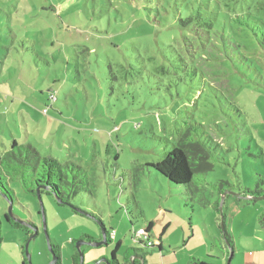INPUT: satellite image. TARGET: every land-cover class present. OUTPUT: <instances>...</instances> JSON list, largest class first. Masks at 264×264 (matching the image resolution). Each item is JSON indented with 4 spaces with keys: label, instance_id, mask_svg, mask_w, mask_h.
<instances>
[{
    "label": "rangeland",
    "instance_id": "374dc122",
    "mask_svg": "<svg viewBox=\"0 0 264 264\" xmlns=\"http://www.w3.org/2000/svg\"><path fill=\"white\" fill-rule=\"evenodd\" d=\"M226 13L260 15L261 43L241 37L238 45L225 38L230 43L211 51L201 31L204 21L221 27L229 22ZM190 16L198 35L188 26L179 29V19ZM261 45L264 0H0V152L11 140L30 143L41 155L72 160L93 173L91 192H80L70 205L40 195L46 231L38 196L24 193L18 183L7 185L14 192L13 216L37 229L28 262L51 261V243L58 246L60 264H71L74 240L100 237L95 216L109 233L117 231L101 246L106 257L121 239L118 264L126 248L141 246L136 229L148 221L161 226L165 216L172 223L163 248L171 252L190 236L178 219L191 215V253L199 262L227 264L223 221L232 240L229 264H264V198H238L257 183L264 188ZM185 121L200 125L198 134L211 147L213 169L205 178L211 200L217 198L212 183L230 184L223 217L211 206L190 207L183 188L153 172L135 189L129 185L127 170L159 160ZM9 205L0 194V264H21L30 234L6 221ZM206 234L218 238L211 254ZM151 237L156 241L154 231ZM82 248L83 264H94L87 260L90 247ZM153 259L150 264H157ZM176 261L165 257L166 264Z\"/></svg>",
    "mask_w": 264,
    "mask_h": 264
},
{
    "label": "trees",
    "instance_id": "16d2710c",
    "mask_svg": "<svg viewBox=\"0 0 264 264\" xmlns=\"http://www.w3.org/2000/svg\"><path fill=\"white\" fill-rule=\"evenodd\" d=\"M256 7L260 8V5L256 4ZM226 15L229 18V22L225 20V23L221 25V27L216 26L211 20L204 21V28L201 29V31H204L206 34L205 37L207 39L205 45L209 47L211 51L219 45L225 46L227 43H230L226 42L227 39L225 38L234 41V43L238 45L240 44V39L243 37H253L259 42L257 27H259L258 21L260 15L255 16L250 13H248V15L243 13H226ZM191 21V16L179 19V29L183 32L185 31L183 28L188 26L191 32L197 35L200 34L197 29L191 28ZM253 24H256V28ZM233 25L235 28H233ZM8 29L11 31L10 28ZM261 47L264 48L263 45H261ZM211 51H209L210 55ZM211 57H213V55H211ZM194 63L199 67V61ZM189 73L190 75H193V73L196 74L195 68L194 70L191 69ZM202 73L203 72H201V74ZM205 73L206 72L203 74L206 75L207 73ZM192 123L193 122H184V128L181 130L178 129L176 138L171 142L172 146L164 152L159 160L136 164L132 166L131 169L127 170L130 176L129 185L135 189L138 187L143 175L153 172L166 179L172 186L183 188L182 193L186 197L184 201L190 207L192 205L194 206V204L202 207L211 206L216 213L221 214L223 217L219 208L220 199L223 194L227 193L225 190L230 187V184L224 180L212 183L211 186L216 192L217 198L214 201L211 200V195L205 190L206 175L213 169V164L211 162V147L206 140L198 134V126L200 127V125ZM92 176V172L86 171L80 164L72 160L59 161L50 154L41 155L30 143H17L15 140H11L10 147L0 152V194L4 196L11 206L14 201V192L7 186L10 183H18L24 193L33 195H41L42 193L51 194L55 197L57 204L70 205L71 200L80 192H91L90 188L93 186ZM241 194H245L248 197H242ZM131 195L133 197V191ZM238 198L252 201L263 199L264 188L260 186V183H257L254 189L247 188L244 192H240ZM75 209L80 210L77 207H75ZM38 211L41 213L40 206ZM4 217L12 227L23 229L26 233L30 234L28 239L31 237L33 228H35L31 221L20 220L10 212L5 213ZM95 219L101 227L100 237L94 238L84 234L77 240H74V243L76 241H84V244L89 245V243L99 242L102 239V233L105 235L106 240L104 245L111 242L109 232L105 229L100 218L95 216ZM221 223L219 228L225 239L226 257H228L230 254L228 249H232V240L224 228L223 221H221ZM261 225L264 227V221L262 220ZM151 226V221L147 222L145 225V229L148 233L150 232ZM138 241L141 244L140 247H129L122 253L121 264H144V249L154 247V244L147 246L144 241ZM48 245L53 254L52 259H54V262L51 264H60L58 246L51 243ZM118 247L119 243H116L109 257L104 256L97 261H103L105 264H118L119 261L116 258ZM80 248L81 251H83L82 247ZM24 252L25 250L23 248V254ZM49 262L47 264H49ZM21 264H30L25 254L23 255ZM71 264H80V255L76 249H74L71 255ZM197 264L204 263L197 261Z\"/></svg>",
    "mask_w": 264,
    "mask_h": 264
},
{
    "label": "crops",
    "instance_id": "0c3cea01",
    "mask_svg": "<svg viewBox=\"0 0 264 264\" xmlns=\"http://www.w3.org/2000/svg\"><path fill=\"white\" fill-rule=\"evenodd\" d=\"M23 10H25V9H23ZM185 217L186 218L178 219V223H180L179 224V228L181 230H183V231L185 229V233L188 231L190 236L187 237V238L183 237L182 238L183 240H182L181 244L180 245H175L173 251H171V252L165 251V249L163 248L164 247L163 246V238H164L165 231L170 227V224L172 222L166 216H165L164 224L161 225V226H156L151 221L152 222V226H151V229H150V232H149L150 237H151V234L154 231V233L157 235V238L155 239L156 241L153 240L154 247H148V248L144 249V251H145V253H144V264L152 263L153 262L152 258H155L153 260L157 261L158 262L157 264H166L165 257L167 255H171V256L173 255V256L177 257V261H176L175 264H197V261H199V259H200L199 256L197 254H195L194 252H193L194 254L191 253V249L195 248L193 241H191V239H192L191 237H192L193 233L195 232V230L192 229V227H191L192 224H193L192 221H191V215H190L189 218H187V216H185ZM146 223H145V225H146ZM143 227H145V226H143ZM112 231H113V235H111ZM111 232L109 233V236L111 237V240H112L114 237H116L117 231L112 228ZM205 237L207 238V243H208V240L210 241V243L208 244L210 246V250L207 252V254H211L212 251H213V249H212L213 248V244L218 240V238L216 236H213V237L209 236L208 234H206ZM117 243H119V245H120L121 239L118 240ZM83 245H87V244H83ZM87 246L90 247L88 249V252H87V255L89 257L87 260L89 262L94 263V264H100V262L105 264L103 261H97V260L101 259V257L105 256V254H104L105 252L101 251V250H103L101 248H104L105 246L104 247H101V246L92 247V246H89V245H87ZM81 247H82V245H81ZM82 250L85 253V250L83 248H82ZM178 250L179 251L182 250V252H183L179 256H177L178 255V253H177ZM122 253H121L120 257H122ZM149 255H152V257H150ZM147 256H149V257L147 258ZM84 258L85 257L83 256V259ZM116 258H117V256H116Z\"/></svg>",
    "mask_w": 264,
    "mask_h": 264
},
{
    "label": "water",
    "instance_id": "95a60500",
    "mask_svg": "<svg viewBox=\"0 0 264 264\" xmlns=\"http://www.w3.org/2000/svg\"><path fill=\"white\" fill-rule=\"evenodd\" d=\"M38 195V200L40 202V212L42 214V224H43V228L44 230L46 231V223H45V218H44V211H43V205H42V202H41V197L39 194ZM225 194H223L221 196V199H220V210H221V207H222V203H223V198H224ZM11 205H9V212L11 213ZM263 221H264V216H263ZM222 225V223H221ZM37 234V229L36 228H33V233L31 235V237L26 241L25 245H24V254L25 256L28 258V261L30 262V258H29V253H28V244H29V241L32 237H34L35 235ZM85 242L84 241H76L75 242V249L79 252V255H80V264H83V252L81 251V245H83ZM106 243V240H105V235L102 233V239L101 241L99 242H96V243H89V245H91L92 247H97V246H100V245H104ZM229 256L227 258V264H229V261H230V258L232 256V249H229ZM54 262V259H52L49 264L53 263Z\"/></svg>",
    "mask_w": 264,
    "mask_h": 264
},
{
    "label": "built area",
    "instance_id": "2783aa9c",
    "mask_svg": "<svg viewBox=\"0 0 264 264\" xmlns=\"http://www.w3.org/2000/svg\"><path fill=\"white\" fill-rule=\"evenodd\" d=\"M49 97L51 100L56 99L54 93H50ZM111 235H113V231L111 232ZM134 235L137 240L144 241L147 246H151L154 244L153 239L150 237V234L146 231L145 227L137 228Z\"/></svg>",
    "mask_w": 264,
    "mask_h": 264
}]
</instances>
